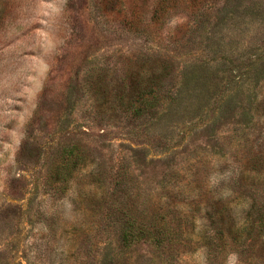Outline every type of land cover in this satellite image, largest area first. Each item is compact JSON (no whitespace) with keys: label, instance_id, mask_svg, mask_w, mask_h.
<instances>
[{"label":"rangeland","instance_id":"obj_1","mask_svg":"<svg viewBox=\"0 0 264 264\" xmlns=\"http://www.w3.org/2000/svg\"><path fill=\"white\" fill-rule=\"evenodd\" d=\"M0 264H264V0H0Z\"/></svg>","mask_w":264,"mask_h":264}]
</instances>
